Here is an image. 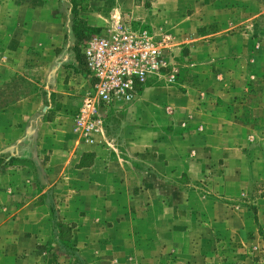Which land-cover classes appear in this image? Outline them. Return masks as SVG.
I'll return each instance as SVG.
<instances>
[{"label":"rangeland","instance_id":"374dc122","mask_svg":"<svg viewBox=\"0 0 264 264\" xmlns=\"http://www.w3.org/2000/svg\"><path fill=\"white\" fill-rule=\"evenodd\" d=\"M34 1L0 0V264H32L38 250L45 264H264V0H108L114 28L169 37L175 77L150 78L133 104L99 109L89 119L79 110L92 80L68 66L72 48L81 52L91 37L106 35L107 23L93 33L71 0H41V7ZM202 78L215 79L216 101L251 128L242 155L248 184L237 196L236 184L226 187L228 196L218 187L219 211L203 218L193 207L174 210L178 199L163 198L158 185L153 193L146 169L157 182L167 176L174 184L162 164L152 168L146 154L125 151L129 129L142 130L138 141L148 143L144 130L156 106L148 97L143 103L145 89L184 93ZM160 107L177 116L166 102ZM179 118L174 134L186 130L192 114ZM91 139L100 150L89 170L88 156L80 166L68 155L91 148ZM228 177L220 175L216 185L224 178V187ZM196 188L202 199L209 195L203 184ZM217 218L228 229L215 226ZM180 226L187 231L174 230Z\"/></svg>","mask_w":264,"mask_h":264},{"label":"crops","instance_id":"0c3cea01","mask_svg":"<svg viewBox=\"0 0 264 264\" xmlns=\"http://www.w3.org/2000/svg\"><path fill=\"white\" fill-rule=\"evenodd\" d=\"M118 2L119 0H117V6H119ZM33 5L41 7L43 2L41 0H35ZM76 9L80 11L78 17L82 19L85 27L90 28V32L100 33L99 28L106 26V23V34L115 29V26L110 25L113 19L109 18L108 0H84L82 5H78ZM124 11L126 10H120L121 13H124ZM120 19L119 24H122L121 21L124 18L121 14ZM133 21H137L136 18H133ZM113 22L117 23L118 21L116 19ZM110 26L112 28L108 30ZM88 76L90 77V75ZM202 80H199V83H196L197 85L193 84L195 87L189 86L184 93H178V91L176 93V89L173 87L145 89L142 94L143 103L146 101V97H148L149 103L153 105L151 103L153 101L156 106V108H152L149 127L144 130V137L148 139V143L144 144L138 141L141 135L140 131L142 130L129 129L131 134L129 136L130 143L125 148V151L127 153L131 152L133 156L146 154L148 156L146 165L152 168L157 164H162L167 175L172 176L171 178L174 179V184L170 182L167 184L169 181L167 176H164L165 181L161 180L157 182L154 172L151 169H146L147 171L145 170L144 174L148 176L150 182L151 180L154 181L151 186L154 189L153 193H155V186L158 185V187L164 190V193H161L163 198L168 197L172 201L178 199L174 202V210H179L180 213H183L185 210L188 212L193 207L195 211L201 213V218H203L204 214L206 216L208 214L215 215L221 205L220 203H216V198H222L218 195H223L226 187L227 191H230L234 184H239L238 180L235 181L234 179L232 181L233 183H231L230 179L232 175H236L237 167L239 166V172L241 174L240 185L236 188L235 185L232 191L234 190V196H237L245 189L248 184L247 175H249V172L242 155L244 147L250 145L248 138L251 136V128L248 125H238L237 122L239 120L235 116H231V113L224 108V105L221 106L220 101H216L215 79L212 78L206 81L202 78ZM169 95L171 96L169 97ZM158 97L160 98L159 102L156 101ZM161 101L166 102L167 105L173 108L174 114L177 116H167L160 107ZM178 101L183 102L182 108H175L178 105L176 106L174 103ZM180 114L183 115L184 119L188 118V114H192V120L187 122L189 126H187L186 130H182V132L181 130H176L178 134H174V130L170 127L176 123V120H180ZM253 140H256V138ZM92 145L91 148L82 149L81 154L72 155L74 153L71 152L68 157H70V160L74 157V163L81 166V157L88 156L91 162L86 169L90 168L89 170H92L90 166L95 167L99 157L98 150H100L94 143ZM252 145H255V143H252ZM193 150L195 156L190 157L188 153ZM76 151L77 148L74 152ZM177 154L179 155L178 159H180V162L176 166V172L172 174V157ZM79 168L82 169V167ZM216 169H223V173L219 170L221 176L223 174L229 176V180H227L228 184L224 185V187L222 186L224 184V178L222 180L220 179L218 186L216 185V179L220 178V175L216 176ZM207 173L211 175V178L204 177ZM197 184H203L208 189L207 194L209 195L204 196L205 199L200 197L201 193L198 191L200 188L194 189ZM218 187H221L222 192H219L217 195L216 191ZM150 208L151 206L147 207L146 216L152 222L153 220L155 221V217L151 220L152 211ZM229 210L232 212L231 209ZM214 224L215 226H223L225 230L229 227L226 219L217 218ZM169 229L164 230L167 232V237L169 235ZM174 230L187 231V228L180 226L179 228H174ZM38 240L39 238L36 241ZM39 243L37 242L36 245H39ZM29 259L32 260V264H45L46 260L39 250L37 253L32 254Z\"/></svg>","mask_w":264,"mask_h":264},{"label":"built area","instance_id":"2783aa9c","mask_svg":"<svg viewBox=\"0 0 264 264\" xmlns=\"http://www.w3.org/2000/svg\"><path fill=\"white\" fill-rule=\"evenodd\" d=\"M170 43L167 36L157 37L130 25H118L104 36L91 37L81 49L84 67L93 81L92 91L82 100L81 119L93 117L99 109L133 104L150 78L172 82L175 66ZM93 127L95 124L89 128Z\"/></svg>","mask_w":264,"mask_h":264},{"label":"trees","instance_id":"16d2710c","mask_svg":"<svg viewBox=\"0 0 264 264\" xmlns=\"http://www.w3.org/2000/svg\"><path fill=\"white\" fill-rule=\"evenodd\" d=\"M84 0H71L72 2V7L74 10H76V7L78 5H82V2ZM78 37L80 36V33L78 32L76 34ZM72 51H73V54H74V58H75V62L74 63H70L68 68L69 69H72L74 71V73H83L85 74L84 76H87L89 75V73L87 72V70L85 69L84 67V59H83V56L82 54H80L81 52H79L77 46H74L72 48ZM68 248H70V246H67ZM70 250L76 252L77 250L76 249H72L70 248Z\"/></svg>","mask_w":264,"mask_h":264}]
</instances>
